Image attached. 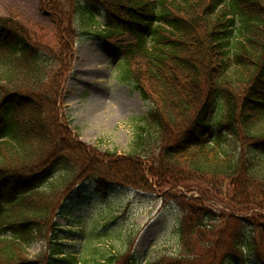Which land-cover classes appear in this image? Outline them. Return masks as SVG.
Wrapping results in <instances>:
<instances>
[{"label":"trees","instance_id":"1","mask_svg":"<svg viewBox=\"0 0 264 264\" xmlns=\"http://www.w3.org/2000/svg\"><path fill=\"white\" fill-rule=\"evenodd\" d=\"M39 7L55 48L15 16L0 17V264H264V0ZM99 12L103 27L92 29ZM90 34L110 44L119 77L150 102L122 156L80 140L62 114L75 41ZM194 184L230 209L183 192L164 198L180 215L173 256L151 261L99 245L133 241L128 191ZM109 198L120 199L116 212L103 211L87 237L82 206ZM36 242L46 246L31 255Z\"/></svg>","mask_w":264,"mask_h":264},{"label":"rangeland","instance_id":"2","mask_svg":"<svg viewBox=\"0 0 264 264\" xmlns=\"http://www.w3.org/2000/svg\"><path fill=\"white\" fill-rule=\"evenodd\" d=\"M12 16L29 28L43 45L56 47L52 24L40 9L39 0H0V17ZM102 23L103 16L99 12L92 29H96V26L102 28ZM120 59L118 56L116 61L112 62L114 54L111 46L101 38L93 34L78 37L71 53L70 70L65 78L61 99L62 114L67 117L69 126L73 132L78 133L80 140L96 146L101 151H114L122 156L130 152L133 127L138 123V117L148 110L150 102L142 99L131 83L119 77V72L124 77L119 69ZM75 60L78 70L72 71ZM161 186L164 187H154L152 195L143 197L128 191L132 207L125 217L134 229L132 242L131 238L122 242L105 239L99 245L105 249H112L114 246L115 251L119 252L134 251L138 258L151 261L177 253L172 226L178 212L173 210L171 205H164L163 199L178 193L179 190L167 185ZM192 187L193 190L187 192L203 198L204 205L224 211L230 209L218 203L219 200L212 192L202 193L201 187L204 186L194 184ZM89 189L91 190L92 186ZM206 190L209 189L206 187ZM110 199L112 200L107 203L93 200L90 205L82 206L79 219L88 230L87 237L93 238L91 227L103 211L106 214L116 212L114 207L120 199L107 200ZM124 199L126 200L125 197ZM124 199H121V204ZM75 206L71 207V211L76 214L79 207L77 204ZM160 210H165L166 213L163 214ZM56 220L64 225L62 219ZM63 225L61 228H67ZM256 230L255 233L259 234V230ZM63 231L60 232L61 236L66 234ZM45 246V242L34 243L30 248L31 255ZM66 248L70 249V246Z\"/></svg>","mask_w":264,"mask_h":264},{"label":"bare ground","instance_id":"3","mask_svg":"<svg viewBox=\"0 0 264 264\" xmlns=\"http://www.w3.org/2000/svg\"><path fill=\"white\" fill-rule=\"evenodd\" d=\"M78 70V66H77V61H74V65L72 66V71H77ZM71 77H74L73 75H71Z\"/></svg>","mask_w":264,"mask_h":264}]
</instances>
